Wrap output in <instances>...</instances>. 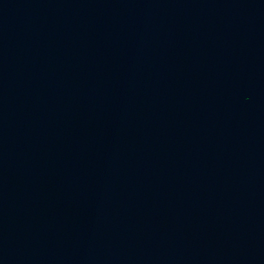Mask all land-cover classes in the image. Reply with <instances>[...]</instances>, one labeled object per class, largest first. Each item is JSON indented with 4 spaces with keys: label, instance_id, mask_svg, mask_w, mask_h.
<instances>
[{
    "label": "water",
    "instance_id": "95a60500",
    "mask_svg": "<svg viewBox=\"0 0 264 264\" xmlns=\"http://www.w3.org/2000/svg\"><path fill=\"white\" fill-rule=\"evenodd\" d=\"M0 264H264V0H0Z\"/></svg>",
    "mask_w": 264,
    "mask_h": 264
}]
</instances>
